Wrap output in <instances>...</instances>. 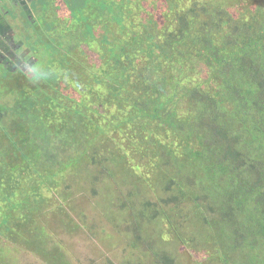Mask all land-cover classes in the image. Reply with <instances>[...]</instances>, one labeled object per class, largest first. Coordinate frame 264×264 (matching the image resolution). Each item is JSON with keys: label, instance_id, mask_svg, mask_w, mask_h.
<instances>
[{"label": "trees", "instance_id": "trees-1", "mask_svg": "<svg viewBox=\"0 0 264 264\" xmlns=\"http://www.w3.org/2000/svg\"><path fill=\"white\" fill-rule=\"evenodd\" d=\"M56 1L0 123V239L42 249L41 188L102 178L151 259L162 224L190 258L264 263V0Z\"/></svg>", "mask_w": 264, "mask_h": 264}, {"label": "rangeland", "instance_id": "rangeland-1", "mask_svg": "<svg viewBox=\"0 0 264 264\" xmlns=\"http://www.w3.org/2000/svg\"><path fill=\"white\" fill-rule=\"evenodd\" d=\"M49 12V11H48ZM45 20V17H42ZM36 34L33 35V44ZM38 42L36 47L38 46ZM35 74V72H34ZM32 75L31 77H33ZM30 80L23 79L22 84ZM13 97V96H12ZM12 102L6 96L4 105ZM135 163H133L134 165ZM130 166H132L130 164ZM41 171V170H40ZM142 176L132 175L130 179L136 183H144L147 178L145 170ZM70 176V175H69ZM61 187L53 189L52 185H44L42 193L43 210L36 219L43 228L42 249H31L27 241H13L7 235L0 239L1 259L6 263L0 264H163L161 259H151L146 245L142 241L132 244L131 237L126 229L127 225L116 229L115 215L118 210L115 203L113 209L108 211L103 207L102 199L106 191L113 190L115 182L100 178L90 184L70 182V177L64 175ZM68 178V179H67ZM137 178V179H136ZM35 180L24 176L25 185ZM131 184L126 181L125 185ZM114 193V191H113ZM119 194L116 193L115 197ZM35 199L38 196L35 195ZM110 206V205H109ZM117 222H121L120 219ZM22 232L27 237L28 228L22 227ZM159 238L162 250L170 252L172 264H214V260L207 257V252H197L190 258V247L182 244L168 229V225L161 224L160 230L155 232ZM28 235L30 236H37ZM130 237V238H129ZM154 238V237H153ZM160 248V247H159ZM142 252V253H141ZM164 261V259H163ZM258 260L257 263H261ZM256 263V264H257Z\"/></svg>", "mask_w": 264, "mask_h": 264}, {"label": "flooded vegetation", "instance_id": "flooded-vegetation-1", "mask_svg": "<svg viewBox=\"0 0 264 264\" xmlns=\"http://www.w3.org/2000/svg\"><path fill=\"white\" fill-rule=\"evenodd\" d=\"M56 1V0H55ZM57 2V1H56ZM52 7V1H49ZM42 15L38 0H0V123L4 121L10 99L23 79H31L38 68L34 44L29 40L39 33ZM42 38V37H41Z\"/></svg>", "mask_w": 264, "mask_h": 264}]
</instances>
